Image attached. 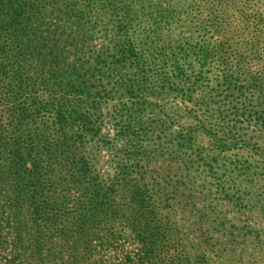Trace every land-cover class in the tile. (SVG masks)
Returning a JSON list of instances; mask_svg holds the SVG:
<instances>
[{
  "label": "trees",
  "instance_id": "trees-1",
  "mask_svg": "<svg viewBox=\"0 0 264 264\" xmlns=\"http://www.w3.org/2000/svg\"><path fill=\"white\" fill-rule=\"evenodd\" d=\"M93 2L0 0V264L244 261L264 248V0H149L108 114L81 54Z\"/></svg>",
  "mask_w": 264,
  "mask_h": 264
},
{
  "label": "rangeland",
  "instance_id": "rangeland-1",
  "mask_svg": "<svg viewBox=\"0 0 264 264\" xmlns=\"http://www.w3.org/2000/svg\"><path fill=\"white\" fill-rule=\"evenodd\" d=\"M121 1L126 3L131 12L130 17L123 21L122 18L119 19L113 16V14L119 12L118 8ZM148 2L149 0H94L92 10H90L91 15L80 25L82 28L81 35L85 36V41L84 43H80V46L82 48L81 54L88 61L90 96L91 99L99 102L101 110L105 114H108V110L120 107L126 100L124 98L120 99L118 93L114 94L115 84L107 79L108 66H111L117 55L118 47L115 45L121 44V42L126 41L132 36L135 39L138 50L142 49L140 43L141 32L145 26H149L150 23L154 22L150 18L151 14L150 16L145 15V13L147 14L152 11L148 7ZM175 49L178 50V48ZM195 60V56H192L191 62H193L197 76L214 78L217 74L221 73V66L219 64L213 63L209 66H201ZM249 65L254 71L264 68V62L260 61H254ZM107 93L111 95H107ZM113 96L114 99L107 100V97L113 98ZM103 132H107V126L103 129ZM236 136H238L239 142L240 139L244 142L248 134L243 133L242 130H238ZM235 146H237L236 148H242L244 144L238 143ZM252 152L255 153L254 149L243 150L244 154L252 155ZM250 215L255 227L262 230L264 226V213L262 209L259 206L252 207ZM262 238H264L263 235ZM252 252L253 254L251 255L244 254V261H239L237 264H264V248L261 247V243H259L258 248L254 247ZM224 256L222 255L221 260L226 262Z\"/></svg>",
  "mask_w": 264,
  "mask_h": 264
}]
</instances>
